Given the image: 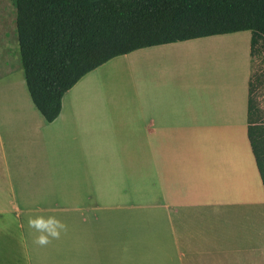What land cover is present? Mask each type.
Returning <instances> with one entry per match:
<instances>
[{"label": "crops", "instance_id": "0c3cea01", "mask_svg": "<svg viewBox=\"0 0 264 264\" xmlns=\"http://www.w3.org/2000/svg\"><path fill=\"white\" fill-rule=\"evenodd\" d=\"M174 43L90 71L52 122L19 56H0V264H264L255 156L176 155L178 128H192L186 114L145 107L138 88L148 78L102 72ZM235 113L223 125H241ZM34 214L55 215L68 231L39 247L27 226Z\"/></svg>", "mask_w": 264, "mask_h": 264}, {"label": "trees", "instance_id": "16d2710c", "mask_svg": "<svg viewBox=\"0 0 264 264\" xmlns=\"http://www.w3.org/2000/svg\"><path fill=\"white\" fill-rule=\"evenodd\" d=\"M26 82L49 122L84 75L134 50L251 31L264 46V0H13ZM250 84L248 137L264 185V122Z\"/></svg>", "mask_w": 264, "mask_h": 264}, {"label": "rangeland", "instance_id": "374dc122", "mask_svg": "<svg viewBox=\"0 0 264 264\" xmlns=\"http://www.w3.org/2000/svg\"><path fill=\"white\" fill-rule=\"evenodd\" d=\"M0 20V56L12 59L16 54L22 64L13 0H0ZM251 37V31H239L177 42L181 45L171 49L146 48L119 59L120 66L108 63L102 72L148 78L140 80L138 88L149 102L145 107H169L178 119L186 114L192 128H178L176 140L182 145L175 148L176 155L254 157L247 130L248 99L252 83L259 121L264 122V46L258 45L253 56ZM231 112H238L241 125H223Z\"/></svg>", "mask_w": 264, "mask_h": 264}, {"label": "clouds", "instance_id": "9594fccd", "mask_svg": "<svg viewBox=\"0 0 264 264\" xmlns=\"http://www.w3.org/2000/svg\"><path fill=\"white\" fill-rule=\"evenodd\" d=\"M27 226L34 230L33 243L39 247H47L68 231V225L55 215H30Z\"/></svg>", "mask_w": 264, "mask_h": 264}]
</instances>
